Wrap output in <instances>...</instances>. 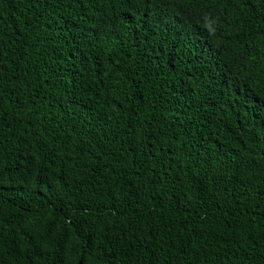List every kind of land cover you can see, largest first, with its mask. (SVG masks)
Masks as SVG:
<instances>
[{
  "label": "trees",
  "instance_id": "trees-1",
  "mask_svg": "<svg viewBox=\"0 0 264 264\" xmlns=\"http://www.w3.org/2000/svg\"><path fill=\"white\" fill-rule=\"evenodd\" d=\"M0 264H264V0H0Z\"/></svg>",
  "mask_w": 264,
  "mask_h": 264
}]
</instances>
